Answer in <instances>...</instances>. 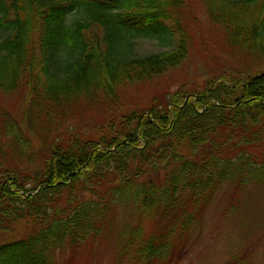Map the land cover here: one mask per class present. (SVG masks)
I'll use <instances>...</instances> for the list:
<instances>
[{"label": "trees", "instance_id": "16d2710c", "mask_svg": "<svg viewBox=\"0 0 264 264\" xmlns=\"http://www.w3.org/2000/svg\"><path fill=\"white\" fill-rule=\"evenodd\" d=\"M200 4L260 61L208 52L203 85L141 108L190 56L185 0H0V264H181L219 192L264 191V0Z\"/></svg>", "mask_w": 264, "mask_h": 264}, {"label": "rangeland", "instance_id": "374dc122", "mask_svg": "<svg viewBox=\"0 0 264 264\" xmlns=\"http://www.w3.org/2000/svg\"><path fill=\"white\" fill-rule=\"evenodd\" d=\"M185 5V32L193 39L190 56L183 65L153 79L150 86L142 87L138 93L132 92L141 108L154 97L161 99L167 95L171 100L178 89L189 90L203 85L205 75L219 69L215 67L216 62L208 57V52L218 51L226 56L230 53L236 65L245 68L257 66L260 61L255 57L242 56L226 45L225 35L210 22L200 0H185ZM37 41L38 38L36 44ZM135 50L137 57H141L172 49L160 47L155 39L140 37L135 42ZM13 101L12 97L0 91L2 105L9 107ZM89 118L92 119L91 116ZM32 185L29 183L28 188ZM251 188L242 194L229 193L224 189L218 193L204 222L192 235L189 253L181 264H264V191ZM2 240L3 235L0 234V242ZM116 256L113 249L101 248L89 264H112ZM61 264H68V261L65 259Z\"/></svg>", "mask_w": 264, "mask_h": 264}]
</instances>
